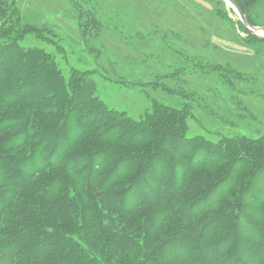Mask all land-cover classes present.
Listing matches in <instances>:
<instances>
[{
    "label": "trees",
    "instance_id": "trees-1",
    "mask_svg": "<svg viewBox=\"0 0 264 264\" xmlns=\"http://www.w3.org/2000/svg\"><path fill=\"white\" fill-rule=\"evenodd\" d=\"M69 85L1 49L0 264H264L263 140L160 135Z\"/></svg>",
    "mask_w": 264,
    "mask_h": 264
},
{
    "label": "rangeland",
    "instance_id": "rangeland-1",
    "mask_svg": "<svg viewBox=\"0 0 264 264\" xmlns=\"http://www.w3.org/2000/svg\"><path fill=\"white\" fill-rule=\"evenodd\" d=\"M234 1L256 30L228 0H0V51L41 52L77 105L236 148L264 141V0Z\"/></svg>",
    "mask_w": 264,
    "mask_h": 264
},
{
    "label": "water",
    "instance_id": "water-1",
    "mask_svg": "<svg viewBox=\"0 0 264 264\" xmlns=\"http://www.w3.org/2000/svg\"><path fill=\"white\" fill-rule=\"evenodd\" d=\"M230 1L237 9L238 11V14L240 16V19H241V22L242 24L251 32H253L254 30H256L257 28L256 27H253V26H250L249 23H248V19L246 17V14L243 13L242 9L240 8V6L236 3V1L234 0H228ZM264 29V27L262 28Z\"/></svg>",
    "mask_w": 264,
    "mask_h": 264
}]
</instances>
